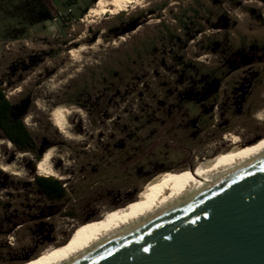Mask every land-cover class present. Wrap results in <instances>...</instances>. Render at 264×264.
Segmentation results:
<instances>
[{"label": "rangeland", "instance_id": "rangeland-1", "mask_svg": "<svg viewBox=\"0 0 264 264\" xmlns=\"http://www.w3.org/2000/svg\"><path fill=\"white\" fill-rule=\"evenodd\" d=\"M3 1L0 86L34 149H15L0 130L9 142L0 162L18 170L0 169V264H30L205 155L264 138V0H139L101 19L85 18L93 0H50L55 13L45 19L46 0ZM176 15L188 16L187 29ZM110 103L123 142L105 139L111 122L94 110ZM57 105L71 111V139L51 123ZM49 148L62 156L52 163L57 177L36 172V155ZM38 176L59 180L64 196L43 195Z\"/></svg>", "mask_w": 264, "mask_h": 264}, {"label": "water", "instance_id": "water-1", "mask_svg": "<svg viewBox=\"0 0 264 264\" xmlns=\"http://www.w3.org/2000/svg\"><path fill=\"white\" fill-rule=\"evenodd\" d=\"M74 264H264V157Z\"/></svg>", "mask_w": 264, "mask_h": 264}, {"label": "bare ground", "instance_id": "bare-ground-1", "mask_svg": "<svg viewBox=\"0 0 264 264\" xmlns=\"http://www.w3.org/2000/svg\"><path fill=\"white\" fill-rule=\"evenodd\" d=\"M138 1L97 0L96 4L88 10L85 18L101 19L107 14L117 15L131 9ZM81 49L82 46L72 49L73 60H79L78 51ZM70 112L63 105L54 106L49 112L51 123L67 139L72 138L67 121ZM0 144L2 143L0 142ZM211 156V154H207L199 159L201 162L195 164L194 171L174 173L155 183L145 194L144 201L127 212L101 215L102 222L87 224L76 233L72 241L44 251L30 264H74L82 260L98 249L195 198L227 177L262 159L264 157V138L229 155L212 157V164H210V160L208 161ZM21 157H25V155L17 156V158ZM55 157L62 160V156L57 155L53 148L43 152L41 158L36 162L37 174L59 176L52 165ZM0 169L6 173L18 175L14 163L0 162Z\"/></svg>", "mask_w": 264, "mask_h": 264}, {"label": "trees", "instance_id": "trees-1", "mask_svg": "<svg viewBox=\"0 0 264 264\" xmlns=\"http://www.w3.org/2000/svg\"><path fill=\"white\" fill-rule=\"evenodd\" d=\"M73 1L69 0L68 3ZM11 109L12 106L0 86V129L6 133L8 139L18 150L28 149L33 151L34 143L31 135L20 119L14 120L11 118ZM40 155L37 154L36 159H40ZM34 184L43 195L52 200L60 199L64 196L62 183L57 179L38 176L34 178Z\"/></svg>", "mask_w": 264, "mask_h": 264}, {"label": "flooded vegetation", "instance_id": "flooded-vegetation-1", "mask_svg": "<svg viewBox=\"0 0 264 264\" xmlns=\"http://www.w3.org/2000/svg\"><path fill=\"white\" fill-rule=\"evenodd\" d=\"M165 4H167V3H165L164 2V5ZM46 8H47V10H48V15H43L42 16V18H48V16H50V15H52V14H54L55 13V8H53V4H51V2H50V0H46ZM162 8H164L163 6H158V10L159 11H161L162 10ZM145 13H147V12H145ZM159 13V12H158ZM146 16H144V17H141V20H145L146 18H148V17H151L152 15H153V12H151V11H149V13L148 14H145ZM162 18H164V17H162ZM41 19V18H40ZM176 19H177V24H179L183 29H187V27H188V24H187V21H188V16L187 15H184V16H181V17H179V16H177L176 15ZM160 23V22H159ZM166 34H168V35H171V31L170 30H166V32H165V35ZM111 73L114 75L115 74V71H111ZM125 89H127V88H125ZM118 90V89H117ZM111 105L114 107V108H117V105L116 104H114V103H110V105L108 106V108H100L101 107V105L100 104H93V106H94V110H96V115L97 116H101V118H104V114H103V110H106V114H105V117L107 118V120L108 121H110L111 122V128H110V134H108V135H106L105 136V139L107 140V141H117V142H123L124 140H126V136L124 135V134H120L122 131H123V129L125 128V126L124 125H122V126H117V127H115V124H117V123H119V121H120V119H117L118 117H120V115L119 114H117V115H114L113 114V109H111L112 107H111ZM111 109V110H110ZM14 120H16V119H14ZM103 120V119H102ZM106 120V121H107ZM115 127V128H114ZM1 130V129H0ZM2 131V133H3V136L9 141V142H11L9 139H8V137H7V135H6V133L3 131V130H1ZM117 133V134H116ZM103 137L104 136H101L100 137V139L103 141ZM0 142L2 143V144H0V146L1 145H3V144H7L8 146H9V142H5V141H3V140H0ZM12 143V142H11ZM13 144V143H12ZM13 146H14V148L15 149H17L16 148V146L13 144ZM46 151V150H45ZM44 151V152H45ZM19 155V153H17L16 154V157H15V160H17L18 158H17V156ZM22 155H25L26 156V153H22ZM11 163H15V162H9V163H7L6 162V164H11ZM189 168H193L192 167V165H190L189 166ZM103 215V214H102ZM98 216H99V214H98Z\"/></svg>", "mask_w": 264, "mask_h": 264}, {"label": "crops", "instance_id": "crops-1", "mask_svg": "<svg viewBox=\"0 0 264 264\" xmlns=\"http://www.w3.org/2000/svg\"><path fill=\"white\" fill-rule=\"evenodd\" d=\"M2 1H3V0H0V7H1V8H3V6H4V5H3V2H4V1H3V2H2ZM51 3L53 4V2H51ZM91 7H92V6H91ZM89 8H90V7H89Z\"/></svg>", "mask_w": 264, "mask_h": 264}]
</instances>
